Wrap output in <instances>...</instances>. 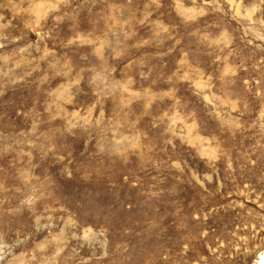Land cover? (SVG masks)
<instances>
[{"label": "rangeland", "instance_id": "1", "mask_svg": "<svg viewBox=\"0 0 264 264\" xmlns=\"http://www.w3.org/2000/svg\"><path fill=\"white\" fill-rule=\"evenodd\" d=\"M264 0H0V264H257Z\"/></svg>", "mask_w": 264, "mask_h": 264}, {"label": "bare ground", "instance_id": "2", "mask_svg": "<svg viewBox=\"0 0 264 264\" xmlns=\"http://www.w3.org/2000/svg\"><path fill=\"white\" fill-rule=\"evenodd\" d=\"M257 264H264V251L260 254Z\"/></svg>", "mask_w": 264, "mask_h": 264}]
</instances>
